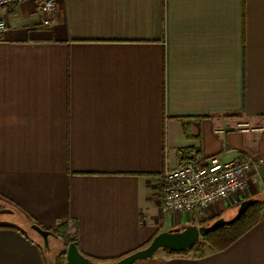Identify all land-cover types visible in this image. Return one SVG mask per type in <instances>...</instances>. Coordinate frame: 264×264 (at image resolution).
<instances>
[{
	"label": "crops",
	"instance_id": "0c3cea01",
	"mask_svg": "<svg viewBox=\"0 0 264 264\" xmlns=\"http://www.w3.org/2000/svg\"><path fill=\"white\" fill-rule=\"evenodd\" d=\"M58 5L51 27L31 0L5 14L0 264L51 263L32 224L68 220L84 254L111 260L264 201V0ZM213 154L262 160L241 201L205 219L164 210L158 176ZM202 245L133 264H264V210L226 248Z\"/></svg>",
	"mask_w": 264,
	"mask_h": 264
},
{
	"label": "built area",
	"instance_id": "2783aa9c",
	"mask_svg": "<svg viewBox=\"0 0 264 264\" xmlns=\"http://www.w3.org/2000/svg\"><path fill=\"white\" fill-rule=\"evenodd\" d=\"M26 0H0V41L7 30L6 13L13 12ZM35 15L44 27L58 21V0H31ZM242 131L250 124L240 125ZM261 159L239 158L224 161L220 154L198 156L174 170L158 176L162 207L170 212H184L194 219H205L209 207L219 201L239 203L251 181H257Z\"/></svg>",
	"mask_w": 264,
	"mask_h": 264
},
{
	"label": "water",
	"instance_id": "95a60500",
	"mask_svg": "<svg viewBox=\"0 0 264 264\" xmlns=\"http://www.w3.org/2000/svg\"><path fill=\"white\" fill-rule=\"evenodd\" d=\"M255 199L249 198L243 200L237 209L233 218L226 220L219 218L212 223L198 225L192 224L178 231H163L158 233L150 243L120 258L108 261H95L85 256L78 249L75 243H70L66 252L67 264H133L142 259L152 257L158 250L167 249L174 253L184 252L192 248L203 236L209 234L226 224L236 221L246 210L255 203ZM31 229L34 230L42 239L46 247H49V237L54 236L47 229L37 224H32Z\"/></svg>",
	"mask_w": 264,
	"mask_h": 264
},
{
	"label": "trees",
	"instance_id": "16d2710c",
	"mask_svg": "<svg viewBox=\"0 0 264 264\" xmlns=\"http://www.w3.org/2000/svg\"><path fill=\"white\" fill-rule=\"evenodd\" d=\"M263 210H264V201H255V203L253 205H251L246 210V212L243 213L236 221H234L233 223L226 224L223 227H221V228H219V229H217V230H215L209 234H206L196 244L205 243V244H208L213 249H224V248H226L228 245H230L233 241H235L240 236H242L247 230H249L251 227H253L260 220ZM68 226H69V221L63 220L55 228L47 229V230L51 231L53 233L54 237L63 240V242L65 243L67 248H68L70 243H75L76 246L78 247V249L80 250L77 232L71 233ZM149 243L150 242L145 244L143 247L147 246ZM196 244L194 246H196ZM194 246L190 249H193ZM165 250L170 252V253H174L170 250H167V249H165ZM133 251H135V250H133ZM133 251H131V252H133ZM66 252H67V250L58 254L55 257L54 262H51L50 264H67L66 263ZM131 252H129V253H131ZM81 253H83V252L81 251ZM84 255L88 256L89 258H91L95 261H108V260H110V259H99V258H95V257L89 256L86 254H84ZM124 255H126V254H124ZM111 260H113V259H111ZM47 264H49V263H47Z\"/></svg>",
	"mask_w": 264,
	"mask_h": 264
},
{
	"label": "rangeland",
	"instance_id": "374dc122",
	"mask_svg": "<svg viewBox=\"0 0 264 264\" xmlns=\"http://www.w3.org/2000/svg\"><path fill=\"white\" fill-rule=\"evenodd\" d=\"M183 229L182 227H178V228H173L169 231H178ZM28 232L34 236H37L39 239V242L41 243L43 250L47 253L49 259L51 260V262H54L55 257L60 254L61 252L67 250V247L65 245V243L63 242V240L56 238L54 236H50L49 237V247H46L43 239L34 231V230H28ZM201 240V239H200ZM202 244L198 243L196 244V248L197 250H201L202 249Z\"/></svg>",
	"mask_w": 264,
	"mask_h": 264
}]
</instances>
